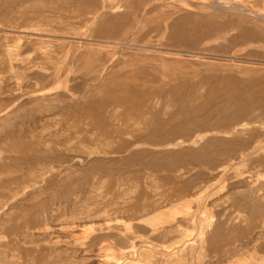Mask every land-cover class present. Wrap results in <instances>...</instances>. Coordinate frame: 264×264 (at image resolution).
Wrapping results in <instances>:
<instances>
[{
    "label": "rangeland",
    "instance_id": "1",
    "mask_svg": "<svg viewBox=\"0 0 264 264\" xmlns=\"http://www.w3.org/2000/svg\"><path fill=\"white\" fill-rule=\"evenodd\" d=\"M262 13L0 0V264H262Z\"/></svg>",
    "mask_w": 264,
    "mask_h": 264
},
{
    "label": "bare ground",
    "instance_id": "2",
    "mask_svg": "<svg viewBox=\"0 0 264 264\" xmlns=\"http://www.w3.org/2000/svg\"><path fill=\"white\" fill-rule=\"evenodd\" d=\"M199 1V0H198ZM215 1V0H214ZM47 2V1H46ZM227 2V1H226ZM229 2V1H228ZM239 2H240V0H239ZM206 3V2H205ZM222 3V2H221ZM220 3V4H221ZM238 3V2H237ZM168 4V3H167ZM226 4V3H225ZM245 4V3H244ZM243 4V5H244ZM189 5V4H188ZM227 5H228V3H227ZM226 5V6H227ZM246 6V5H245ZM225 7V6H224ZM249 7V6H248ZM94 8V7H93ZM252 9H254V7L253 8H251V11H252ZM249 10V9H248ZM237 11V10H236ZM257 11V10H256ZM262 11V10H261ZM96 12V11H95ZM235 12V11H234ZM250 12V11H249ZM259 12V11H258ZM258 12H255V14L257 13L258 14ZM251 13V12H250ZM253 13V12H252ZM54 14V13H53ZM256 14V15H257ZM264 13H262V15H263ZM260 15V14H259ZM262 15H260V16H262ZM90 16V15H89ZM92 18V17H91ZM90 18V19H91ZM180 18V17H179ZM262 18V17H261ZM117 19V18H116ZM121 19V18H120ZM123 20V19H122ZM125 20V19H124ZM131 20V19H130ZM114 25V24H113ZM112 25V26H113ZM106 28V27H105ZM117 28V27H116ZM118 28H119V26H118ZM102 32V31H101ZM166 32V31H165ZM237 32V31H236ZM85 41V40H84ZM85 44V43H84ZM103 45V44H102ZM124 45V44H123ZM124 48V47H123ZM83 51V50H82ZM139 51V50H138ZM152 51V50H151ZM174 51V50H173ZM178 51V50H177ZM56 52V51H55ZM158 52V51H157ZM169 52V51H168ZM109 53V52H108ZM171 53V52H170ZM175 54V53H174ZM161 55H163V54H161ZM82 56V55H81ZM96 57V56H95ZM82 58V57H81ZM201 59V58H200ZM168 63V62H167ZM111 64V63H110ZM131 69H132V67H131ZM138 75V74H137ZM66 80V79H65ZM129 83V82H128ZM260 83V82H259ZM261 84V83H260ZM125 85V84H124ZM124 85H122V86H124ZM121 87V86H120ZM126 87V86H125ZM118 88V87H117ZM123 90H124V88L123 87H121ZM128 88V87H127ZM262 89V88H261ZM125 90H127V89H125ZM124 90V91H125ZM131 90H133V89H131ZM46 92V91H45ZM50 92V91H49ZM120 92H122L121 90H120ZM127 92V91H126ZM130 92H132V91H130ZM126 93L127 94V96H129V94H131V93ZM138 92V91H137ZM36 93V92H35ZM145 94V93H144ZM177 94V93H176ZM119 96V95H118ZM117 96V97H118ZM127 96H125V97H127ZM116 97V98H117ZM119 97H121V96H119ZM118 97V98H119ZM146 98V97H145ZM123 99H124V97H123ZM147 99V98H146ZM145 99V100H146ZM117 101L119 100V99H116ZM115 100V101H116ZM121 100H122V98L119 100L120 102H121ZM127 100H128V97H127ZM129 100H131V97L129 96ZM140 100V102L142 103V100L141 99H139ZM123 101V100H122ZM132 101V100H131ZM131 101H130V103H131ZM144 101V100H143ZM147 101V100H146ZM120 102H117V103H120ZM124 102V101H123ZM123 102H121V103H123ZM148 102H149V100L147 101V104L146 105H148ZM194 102V101H193ZM137 103V102H136ZM138 104H139V102H138ZM144 104H145V102H144ZM151 104H152V101H151ZM125 105H127V104H125ZM137 105V104H136ZM139 106V105H138ZM149 106V105H148ZM151 107V106H150ZM138 109V108H137ZM147 109H149V108H147ZM146 109V110H147ZM210 109V108H209ZM205 110V109H204ZM138 111H139V109H138ZM143 111H145V109L143 108ZM149 111V110H148ZM210 111V110H209ZM208 111V112H209ZM207 112V111H206ZM137 113H139L140 114V112H137ZM146 113V112H145ZM145 113H144V115H145ZM136 115V114H135ZM141 115V114H140ZM144 115H143V117H144ZM155 115V114H154ZM86 116V115H85ZM139 117V116H138ZM155 117V116H154ZM142 118V117H141ZM145 118H146V116H145ZM145 118L143 119V121L145 120ZM139 119V118H138ZM152 119V118H151ZM151 119H149V121L151 120ZM128 120V119H127ZM153 121V120H152ZM142 122V121H141ZM144 122H146L147 123V121L145 120ZM151 122V121H150ZM146 123H144V124H146ZM149 123V122H148ZM147 123V124H148ZM146 124V125H147ZM151 125V124H150ZM150 125H148L149 127H152V126H150ZM170 126V125H169ZM168 126V127H169ZM157 128V127H156ZM231 128V127H230ZM37 130V129H36ZM153 130V129H152ZM157 130V129H156ZM225 131H227V130H225ZM152 132V131H151ZM217 134V133H216ZM21 141V140H20ZM194 144V143H193ZM244 146V145H243ZM260 147V146H259ZM146 148V147H145ZM261 148V147H260ZM147 149V148H146ZM148 151V150H147ZM254 156V155H253ZM134 157V156H133ZM92 160V159H91ZM132 165V164H131ZM185 174V173H184ZM227 174V173H226ZM2 188V187H1ZM35 188V187H34ZM13 198V197H12ZM227 203V202H226ZM63 205V204H62ZM181 207V205L180 206H176V208L175 209H178V208H180ZM175 209H169V210H165V211H161V212H158V213H156V214H154L153 216H151V217H149L148 218V221L149 222H152V223H156V222H158V221H160L163 217H169L170 215H171V213L175 210ZM1 212V211H0ZM188 212V211H187ZM189 213V212H188ZM101 224V223H100ZM119 224V223H118ZM121 224V223H120ZM105 225V224H104ZM57 228V227H56ZM74 228V227H73ZM198 229V228H197ZM97 230V229H96ZM84 232V231H83ZM184 233V232H183ZM72 236V235H71ZM194 237V236H193ZM201 238V237H200ZM138 239V238H137ZM194 239V238H193ZM188 240H190V239H188ZM178 244V243H177ZM197 245V244H196ZM154 246V245H153ZM147 250V249H146ZM176 250V249H175ZM181 250V249H180ZM178 252V251H177ZM240 252V251H239ZM168 253V252H167ZM174 253H175V251H174ZM239 254V253H238ZM103 255V254H102ZM108 255V254H107ZM79 256V255H78ZM250 262V261H249ZM262 264H264V260H263V263Z\"/></svg>",
    "mask_w": 264,
    "mask_h": 264
}]
</instances>
